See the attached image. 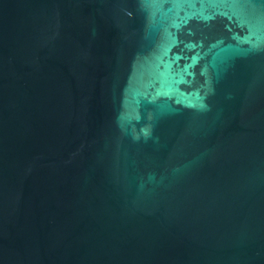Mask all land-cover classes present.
Wrapping results in <instances>:
<instances>
[{
    "label": "water",
    "instance_id": "95a60500",
    "mask_svg": "<svg viewBox=\"0 0 264 264\" xmlns=\"http://www.w3.org/2000/svg\"><path fill=\"white\" fill-rule=\"evenodd\" d=\"M0 264H264V0H0Z\"/></svg>",
    "mask_w": 264,
    "mask_h": 264
}]
</instances>
